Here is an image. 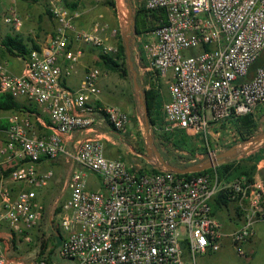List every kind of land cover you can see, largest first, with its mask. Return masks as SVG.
Returning <instances> with one entry per match:
<instances>
[{
    "label": "built area",
    "instance_id": "built-area-1",
    "mask_svg": "<svg viewBox=\"0 0 264 264\" xmlns=\"http://www.w3.org/2000/svg\"><path fill=\"white\" fill-rule=\"evenodd\" d=\"M45 1L56 23L48 44L29 51L19 74L0 64V102L4 94L26 97L44 108L49 119L46 130L38 131L28 115L7 117L0 167L10 171L0 181V224L6 222L14 234L40 224L43 208L37 189L53 171L39 172L37 164L61 159L69 169L68 195L59 212L61 260L43 255L26 263L0 246V264H196V255L219 250L224 238L245 257L243 244L253 236L255 223L264 221V180L240 176L228 184L216 172L186 177L166 167L143 170L121 155L107 157L96 115L105 114L121 133L129 114L97 101V68L85 70L78 88L64 86L62 77L74 71L81 54L68 49L69 43L98 46L104 54L116 48L106 43L103 26L78 29L79 12L66 0ZM144 6L166 11V22L135 35L133 46L147 72L169 77L170 99L159 108L162 125L152 128L171 140L199 135L205 150L194 154L211 159L215 149L210 144L221 126L264 105V60L249 76L264 50V0H144ZM5 19L16 27L21 24L16 14ZM62 57L68 62L64 69ZM89 173L96 177L97 189L88 187ZM10 182L22 185L15 195ZM224 189L238 201L243 219L229 232L211 205Z\"/></svg>",
    "mask_w": 264,
    "mask_h": 264
},
{
    "label": "crops",
    "instance_id": "crops-1",
    "mask_svg": "<svg viewBox=\"0 0 264 264\" xmlns=\"http://www.w3.org/2000/svg\"><path fill=\"white\" fill-rule=\"evenodd\" d=\"M90 1L91 0H66L67 5L71 9L78 10L79 12V17L75 20V26L78 29H89L98 16L90 6ZM118 13L120 14L119 10ZM14 14L20 18V26L16 27L13 22L6 21L5 18L9 16L11 17ZM55 28L56 23L48 12L45 0H0V64L8 72L19 74L22 70L24 59L29 51L31 49L44 48L48 44L50 37L53 35ZM8 37L16 38L21 42L28 53L25 55L10 53L3 44ZM67 47L74 51L79 49L81 54L75 65L74 71L70 75H63L62 83L69 88H78L85 70L90 68L88 65L95 62V59H97V51L95 47H90L88 44L79 45L74 42L69 43ZM67 63L68 62L64 57L59 60V64L63 69ZM97 83L101 89V93L97 97V101L100 104L119 106L126 112L128 111V113H130V121L126 126V129L121 133H117L112 128L105 114L96 115L100 121V125L96 127L97 134L102 138L104 143L105 155L109 158H114L128 152L134 155L141 154V152L136 151L131 145L132 140L137 136V129L140 124L137 111L124 98H121L120 95L123 92L121 89L120 91L117 90L118 86L115 79H113L109 73L103 72L99 76ZM169 99L170 97L168 93L165 101H168ZM14 100L16 101L18 108L0 110V142H4L6 139V130L8 126L7 117L11 113L16 112L28 115L38 131L39 129H43V125L46 123L45 119L48 118L46 110L44 108H39L35 102L30 101L28 98L18 97ZM253 114L256 128L250 138L246 141L240 140L236 127L230 121L221 126L220 135L218 139H215L217 141L213 140V142H211L210 148L215 149V156L232 147L239 149V153L234 157H227L225 162H234L235 165L238 163L241 165V170H244L245 167L248 168L249 164L250 166L255 165V170L251 174V180H264V138H259L260 135L264 134V105L258 106ZM131 121L134 122V126H131ZM254 138L258 139L254 142ZM125 139L126 141H124ZM125 142L128 144L125 145ZM206 159L207 158L205 157L198 158L197 156H194L193 159H189V161L199 162ZM58 160L62 162L61 159ZM41 161L37 164L39 172L48 169V164ZM125 161L127 164L138 166V164L133 163V161ZM5 170L6 169L0 167V181L1 178L5 176L3 173ZM242 176H245L248 179V176L245 174ZM9 188L13 195H15L19 190V184L10 182ZM211 205L213 214L222 224L224 231L229 232L240 227L243 219L242 211L237 200L226 199L225 196L219 195L218 193L213 198ZM6 226H8L6 222L0 224V235L4 238H8L11 235V230H4ZM260 247L263 250H261L263 252L261 254H259ZM243 248L246 252V256L239 257L230 241L224 238L219 250L215 252L208 251L200 255L216 253V258L219 260L232 255L235 257L236 261H238V264H264V221H258L255 223L254 234L243 244Z\"/></svg>",
    "mask_w": 264,
    "mask_h": 264
},
{
    "label": "rangeland",
    "instance_id": "rangeland-1",
    "mask_svg": "<svg viewBox=\"0 0 264 264\" xmlns=\"http://www.w3.org/2000/svg\"><path fill=\"white\" fill-rule=\"evenodd\" d=\"M125 2L127 6L128 4H130L132 7V16L135 8H137L141 4H144V0H125ZM90 6L93 8L94 12L98 14L91 27H93V25L96 23L99 26H103L102 34L107 38L106 43L116 48L115 51H110L109 53H107V55L116 58V55L119 54V45L125 46L126 41L128 42L130 48V60L133 65L132 68L130 67V64L128 62L127 54L126 59H118L119 63L124 61L128 66L127 74L123 77L118 72L112 71L103 65V63L100 61L99 56L101 53H104L98 46L90 45V47L96 48L97 59H95V62H92L88 65L89 67L97 68L101 72V74L103 72L109 73L112 78L115 79V82L118 86L117 90L120 91L121 89V91L123 92L120 95L121 98H124L129 104H131L132 107L135 108L139 116L140 124L138 125L137 136L134 140H132L131 145L135 148L136 151L141 152V154L134 155L128 152L122 154L121 157L124 160H129L133 161V163H137L138 168L149 171L152 169L164 167L159 163L154 154H152V157H145L148 155L147 151L148 149L152 148V145L156 147L164 160L171 164H174L175 161L184 163L186 161H189V159H193V157L195 156L194 153L197 150L198 152H203L205 150V145L202 137H200L199 135H196L194 137H186V144L181 146H174L171 142V138L164 135L161 132L160 128L153 129L152 126L149 125V128L146 129V118L144 116L143 107L139 102L140 95L136 92L133 85L132 72L133 70H136L137 80L142 91L144 88H149L152 84L155 86L160 103L162 101H165L168 94L167 80L169 79V77L162 78L158 76L156 72L149 73L144 69V62L140 60L138 54L134 53L133 46L135 45L133 40H135V34L132 31H128V22H123V16L121 15V13H118L117 7L119 6H117V0H91ZM131 22H133V19H131ZM253 73L254 70L249 73V76ZM157 115L158 118H156L158 124L159 126H161L162 120L160 119L159 114ZM131 126H134L133 121H131ZM148 137H151L152 143L149 141ZM126 139L124 141H126ZM125 143V145L128 144L127 142ZM41 162H46L48 164L47 168L53 171V175L45 186L38 188V199L43 208V216L40 224L26 232H23L22 234H12V232H10L11 235L8 238H4L2 235H0V246L6 250L7 255L11 258H19L26 262H35L38 258L40 240H44L47 242V248L42 255H46L55 244L56 241L52 238L53 227L50 226L49 220H54L53 226L59 228L60 234L62 235L59 226L60 205L68 195V188L65 185V180L69 172L68 167L58 159L43 160ZM249 166L250 164L248 165V168L245 167L244 170L248 171ZM242 175L243 174L240 173L237 176H233L229 179H224L223 181L229 184L235 178ZM21 187L22 185L19 184V189ZM88 187L91 189H97L98 187H100L97 183L96 177L91 173H89L88 177ZM4 230L10 231L11 229L9 226H6ZM39 235H41V239L38 238ZM58 240L60 241V238H58ZM261 250L262 249L260 247L259 254L263 253V250ZM216 256V253H210L206 255L198 254L195 257V262L196 264H238V261H236L235 257H233L232 255L224 257L221 260L217 259Z\"/></svg>",
    "mask_w": 264,
    "mask_h": 264
},
{
    "label": "trees",
    "instance_id": "trees-1",
    "mask_svg": "<svg viewBox=\"0 0 264 264\" xmlns=\"http://www.w3.org/2000/svg\"><path fill=\"white\" fill-rule=\"evenodd\" d=\"M121 5L117 7V9L120 11L121 15L123 16V22L127 21V5L125 0H120ZM67 4V3H66ZM133 22H134V34L139 35L144 31L152 30L156 26L157 23H165L166 22V11L163 8H158L155 10H149L147 9L144 4L139 5L137 8H135L133 12ZM5 47L10 53H19L20 55H25L28 53V51L24 48V46L19 42L16 38L8 37L4 43ZM38 49V48H36ZM100 61L103 63V65L112 70L118 72L122 77L127 74L128 66L127 63L122 61L121 63L118 62V59H126V52H125V46L119 45V54L116 55V58L107 55V54H100L99 56ZM143 59V58H142ZM264 60V50L260 53L259 57L256 59V61L251 65L249 69V73L256 69V67ZM251 76V75H250ZM144 93V99L148 110V122L150 126H153L158 123L157 121V114H159L158 109L160 108V101L158 99V94L156 91L155 86L152 84L149 88L143 89ZM15 98L11 97L8 94H4L1 96V102H0V110H9V109H16L17 103L14 100ZM157 117V118H156ZM46 123H49V119H45ZM234 126L236 127V130L239 134L240 140L246 141L248 138L253 135L254 130L256 128V122L254 119L253 113H248L244 115H240L236 118H233L230 120ZM46 129H39V131H45ZM165 137V136H164ZM186 137L183 135H177L175 138L171 140L172 144L174 146H181L186 144ZM166 138V137H165ZM192 151V150H191ZM200 162V161H199ZM199 162H191L186 161L184 163H179L177 161L174 162L175 165L179 167H186L190 164L199 163ZM241 165L236 164L234 162H224L221 163L215 167H211L205 170H202L200 172H194V173H185L181 174L183 176L189 177L191 175L200 174L203 172H216L219 180L228 179L233 176H237L240 173L245 174L248 176V180H251V174L255 170V165H251L248 171L241 170ZM155 170V169H152ZM241 170V171H240ZM10 171L9 169H6L3 171L4 175H8ZM219 195L225 196L226 199H230L228 196V190L224 189L219 192ZM49 224L52 229V238L56 241L53 247L48 251L46 254L47 260L50 261H60L61 259L58 258L57 252L59 249V246L62 242L63 236L60 234V230L57 227H54V220H49ZM40 230V229H39ZM12 232V231H11ZM12 234H14L12 232ZM39 239H41V235L38 236ZM60 238V241L58 240ZM47 248V242L44 240H40L39 244V252H38V258L36 261L41 258L43 253L45 252V249ZM42 255V256H41ZM15 259V258H14ZM21 260V259H20ZM26 262V261H25ZM26 262V263H32Z\"/></svg>",
    "mask_w": 264,
    "mask_h": 264
},
{
    "label": "water",
    "instance_id": "water-1",
    "mask_svg": "<svg viewBox=\"0 0 264 264\" xmlns=\"http://www.w3.org/2000/svg\"><path fill=\"white\" fill-rule=\"evenodd\" d=\"M127 8H128V12H127L128 31L134 32V22H131V19H133L132 7L130 4H128ZM125 48H126V54H127L128 62L130 64V67L132 68L133 65H132L131 60H130V48H129V44L127 41H126ZM132 76H133L134 88H135L136 92L139 93V95H140L139 102L141 103V105L143 107L144 116L146 118L145 125H146V129H148L149 128L148 113H147L148 110H147V106H146L145 99H144V93L141 90L140 85H139L138 80H137L136 70H133ZM148 138H149V141L151 142V137H148ZM259 138H264V134L260 135ZM257 139L258 138H254L253 141L255 142ZM147 153H148V155L145 157H152V154H154L162 166H164L168 169H171L172 171H174L178 174H185V173L200 172L202 170H205V169H208L211 167H215L221 163H224L227 157H234L237 153H239V149L232 147V148H230V149H228L222 153L217 154L216 156H214L211 159L202 160L199 163L190 164L186 167H179L175 164L168 163L167 161L164 160V158L161 156L160 152L153 145H152L151 149H148Z\"/></svg>",
    "mask_w": 264,
    "mask_h": 264
},
{
    "label": "bare ground",
    "instance_id": "bare-ground-1",
    "mask_svg": "<svg viewBox=\"0 0 264 264\" xmlns=\"http://www.w3.org/2000/svg\"><path fill=\"white\" fill-rule=\"evenodd\" d=\"M121 3H120V0H117V6H120Z\"/></svg>",
    "mask_w": 264,
    "mask_h": 264
}]
</instances>
